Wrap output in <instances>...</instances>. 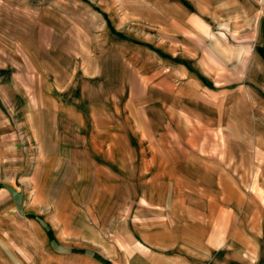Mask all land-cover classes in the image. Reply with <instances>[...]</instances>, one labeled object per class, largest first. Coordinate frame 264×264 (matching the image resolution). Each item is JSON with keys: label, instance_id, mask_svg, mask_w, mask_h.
Masks as SVG:
<instances>
[{"label": "crops", "instance_id": "crops-1", "mask_svg": "<svg viewBox=\"0 0 264 264\" xmlns=\"http://www.w3.org/2000/svg\"><path fill=\"white\" fill-rule=\"evenodd\" d=\"M98 2L0 48V264H264V9Z\"/></svg>", "mask_w": 264, "mask_h": 264}, {"label": "rangeland", "instance_id": "rangeland-1", "mask_svg": "<svg viewBox=\"0 0 264 264\" xmlns=\"http://www.w3.org/2000/svg\"><path fill=\"white\" fill-rule=\"evenodd\" d=\"M246 1L247 5L250 3L255 8L264 9V0ZM38 5L47 7L51 5L52 10L46 11L44 15L37 10ZM85 7H92L94 12L90 11V14H87ZM100 8L101 4L98 0H0V48L5 49L6 41L10 42L11 38L21 42L23 38L36 36L38 22L44 17L48 18L51 15L50 22L54 24L53 17L57 19L54 10L60 11L63 20V33L55 36L56 41L63 43V48L74 47L71 44L72 39L75 38L73 41H77L79 37L80 39L87 38L89 31L98 25L99 15L97 13H100ZM94 15L95 18L92 19ZM57 25L61 26L60 21ZM20 53L14 46L15 58Z\"/></svg>", "mask_w": 264, "mask_h": 264}]
</instances>
